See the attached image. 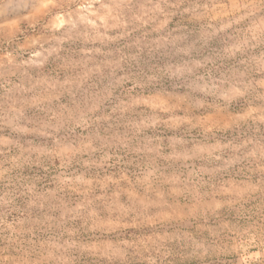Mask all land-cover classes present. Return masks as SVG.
Masks as SVG:
<instances>
[{
	"label": "rangeland",
	"instance_id": "obj_1",
	"mask_svg": "<svg viewBox=\"0 0 264 264\" xmlns=\"http://www.w3.org/2000/svg\"><path fill=\"white\" fill-rule=\"evenodd\" d=\"M0 264H264V0H0Z\"/></svg>",
	"mask_w": 264,
	"mask_h": 264
}]
</instances>
